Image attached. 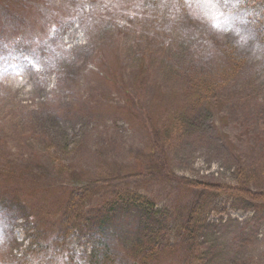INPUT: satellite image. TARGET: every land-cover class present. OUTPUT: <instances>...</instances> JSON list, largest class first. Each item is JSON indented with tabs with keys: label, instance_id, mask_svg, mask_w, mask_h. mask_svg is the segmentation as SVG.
Returning a JSON list of instances; mask_svg holds the SVG:
<instances>
[{
	"label": "rangeland",
	"instance_id": "obj_1",
	"mask_svg": "<svg viewBox=\"0 0 264 264\" xmlns=\"http://www.w3.org/2000/svg\"><path fill=\"white\" fill-rule=\"evenodd\" d=\"M244 2L0 0V264H97L105 228L99 264H264V204L184 184L264 193ZM136 194L153 212L124 208Z\"/></svg>",
	"mask_w": 264,
	"mask_h": 264
},
{
	"label": "trees",
	"instance_id": "obj_2",
	"mask_svg": "<svg viewBox=\"0 0 264 264\" xmlns=\"http://www.w3.org/2000/svg\"><path fill=\"white\" fill-rule=\"evenodd\" d=\"M241 8H245V12L249 15L248 20L252 24V28L256 30V34L264 40V0H245V2L242 4ZM162 170V169H161ZM166 177L167 175L164 174ZM169 178H174L173 175L168 176ZM187 187H189L190 190L198 191L201 193H209V194H219V193H227V194H234L243 200L247 202H253L254 204L258 203L264 204V193H256L252 192L248 186L242 185L240 183V186L237 188H233L230 186H219V185H212V184H206L200 181H189L184 183ZM80 194L77 192H71L70 196L68 198V201L66 200V207L65 211L68 212L67 218L65 221H61L62 227H66L70 220L77 219V216L80 214L82 210V205L88 195H90L91 190L89 188H83L81 189ZM131 202L128 201V199H125L126 207L134 206V203L138 206V209H140L142 212H144L146 215L153 212L152 205L149 204L147 199H145L144 196L136 194L133 196V199H130ZM134 202V203H133ZM198 212L196 210L191 211L189 214L188 219V227L187 232L192 234L197 229V218H198ZM101 228V227H100ZM106 229V228H105ZM105 229H99L94 233L93 235V243L94 248L91 252V260L94 262L98 260V263L103 259L102 257H108L110 252L108 251V247L102 243L101 237L104 234ZM199 231V230H198ZM101 232V235L98 236Z\"/></svg>",
	"mask_w": 264,
	"mask_h": 264
},
{
	"label": "clouds",
	"instance_id": "obj_3",
	"mask_svg": "<svg viewBox=\"0 0 264 264\" xmlns=\"http://www.w3.org/2000/svg\"><path fill=\"white\" fill-rule=\"evenodd\" d=\"M191 7H214V5H190ZM213 20L216 19L215 17L212 18ZM212 27L219 28V24H210Z\"/></svg>",
	"mask_w": 264,
	"mask_h": 264
}]
</instances>
